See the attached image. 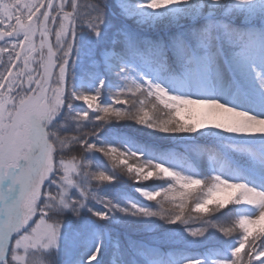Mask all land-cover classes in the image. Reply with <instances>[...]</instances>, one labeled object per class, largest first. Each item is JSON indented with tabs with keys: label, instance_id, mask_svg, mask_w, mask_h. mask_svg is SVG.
I'll return each instance as SVG.
<instances>
[{
	"label": "snow or ice",
	"instance_id": "1",
	"mask_svg": "<svg viewBox=\"0 0 264 264\" xmlns=\"http://www.w3.org/2000/svg\"><path fill=\"white\" fill-rule=\"evenodd\" d=\"M0 264H264V0H0Z\"/></svg>",
	"mask_w": 264,
	"mask_h": 264
},
{
	"label": "rangeland",
	"instance_id": "2",
	"mask_svg": "<svg viewBox=\"0 0 264 264\" xmlns=\"http://www.w3.org/2000/svg\"><path fill=\"white\" fill-rule=\"evenodd\" d=\"M86 84H82V87H86ZM107 193L109 195L117 196L118 198L123 199L124 197L128 198H139V194L136 193L129 183H123L119 186H111L108 189H106Z\"/></svg>",
	"mask_w": 264,
	"mask_h": 264
}]
</instances>
